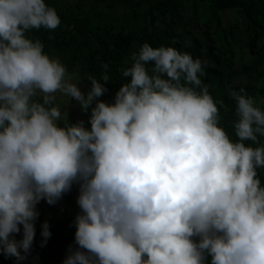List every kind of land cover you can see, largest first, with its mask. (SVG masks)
<instances>
[{"label":"clouds","instance_id":"1","mask_svg":"<svg viewBox=\"0 0 264 264\" xmlns=\"http://www.w3.org/2000/svg\"><path fill=\"white\" fill-rule=\"evenodd\" d=\"M60 23L45 0H0V254L26 260L37 205L77 184L62 264H264V110L253 97L228 91L233 140L220 126L227 106L201 79L207 61L144 43L105 102L107 63L82 91L28 35ZM56 93L71 98L63 110ZM72 100L87 122L69 120Z\"/></svg>","mask_w":264,"mask_h":264},{"label":"trees","instance_id":"2","mask_svg":"<svg viewBox=\"0 0 264 264\" xmlns=\"http://www.w3.org/2000/svg\"><path fill=\"white\" fill-rule=\"evenodd\" d=\"M61 20L55 30H33L44 52L58 57L70 76L86 87L89 75L101 76L102 63L109 65V91L100 97L111 103L127 82L122 67L131 66V53L148 43L153 48L174 47L207 61L202 81L210 95L223 100L219 108L222 126L235 140L232 122L235 102L230 89L244 88L264 110V0H45ZM57 102V101H56ZM58 103V102H57ZM85 115V121L88 115ZM76 122L75 120H70ZM90 128V125H87ZM251 142H246L250 144ZM255 146V145H253ZM264 185V168L258 169ZM79 186L61 198V203L37 205L36 234L30 255L20 264H62L69 246L75 247L76 201ZM47 222L51 237L41 247V225ZM21 239V234L15 237ZM210 260V258H209ZM0 264H17L14 257L0 254Z\"/></svg>","mask_w":264,"mask_h":264},{"label":"rangeland","instance_id":"3","mask_svg":"<svg viewBox=\"0 0 264 264\" xmlns=\"http://www.w3.org/2000/svg\"><path fill=\"white\" fill-rule=\"evenodd\" d=\"M71 77H72L71 82L77 83L81 87L82 91L86 92L88 90L87 87L76 76H71ZM56 96H57V102L58 104H60L63 110L65 107L68 106L71 98L67 96H63L60 93H56ZM68 111H69V120H75V121L81 119L85 120V115L80 111L79 106L75 100L71 101V106L69 107ZM58 203H61V199L57 201L55 204Z\"/></svg>","mask_w":264,"mask_h":264}]
</instances>
